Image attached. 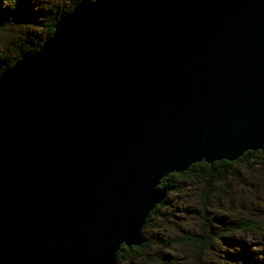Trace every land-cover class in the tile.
I'll return each instance as SVG.
<instances>
[{
  "label": "water",
  "instance_id": "1",
  "mask_svg": "<svg viewBox=\"0 0 264 264\" xmlns=\"http://www.w3.org/2000/svg\"><path fill=\"white\" fill-rule=\"evenodd\" d=\"M0 72V264H115L161 179L264 148V0H79Z\"/></svg>",
  "mask_w": 264,
  "mask_h": 264
},
{
  "label": "rangeland",
  "instance_id": "2",
  "mask_svg": "<svg viewBox=\"0 0 264 264\" xmlns=\"http://www.w3.org/2000/svg\"><path fill=\"white\" fill-rule=\"evenodd\" d=\"M70 2L0 0V54L14 55L24 45H35L38 39L46 38L47 24ZM255 158L252 156L253 161L250 159L248 164H235L229 178L217 183L218 190L204 208L198 197L203 182L178 177L168 194L165 188L166 202L142 227L143 236L150 237L153 246L148 245L132 263L125 260L120 264H192L194 251L186 243L178 242V237L233 224L246 215L262 220L258 232L234 231L215 238L201 252L200 260L203 264H264V156Z\"/></svg>",
  "mask_w": 264,
  "mask_h": 264
},
{
  "label": "trees",
  "instance_id": "3",
  "mask_svg": "<svg viewBox=\"0 0 264 264\" xmlns=\"http://www.w3.org/2000/svg\"><path fill=\"white\" fill-rule=\"evenodd\" d=\"M79 0H71L69 5L66 7V9L63 10V12L59 15H63L65 12L70 11L73 6L78 2ZM58 16V17H59ZM53 18L50 23L47 24V36L48 37L52 31H53V23L58 18ZM3 18L10 20L8 16H3ZM3 23V22H2ZM45 39V38H44ZM37 41L35 45H24L19 49L17 53L14 55L4 52L0 54V58L2 61V66L0 67V72L10 65H12L24 52L27 51H34L39 48L43 40ZM7 53V54H5ZM252 156H256V158H261L264 156V148L258 149V150H251L244 152L239 158L228 161V160H217L213 163L209 164L204 161H199L192 163L185 171L182 172H172L168 173L166 176H164L160 181V186L166 188L167 194L171 190V188L174 186L177 178L180 176H184L185 178H192L195 180H201L203 182V186L198 190V197L203 205V208L208 200H210L211 196L216 192V189L218 190L217 183H223L227 178H229V172H233V168L235 164L237 163H244L248 164L250 162V159ZM255 158V159H256ZM253 160L251 159V162ZM256 161V160H255ZM234 176V174H232ZM232 179V177L230 176ZM167 197V196H166ZM166 202V198L163 199V201L159 204H157L149 213L147 220L153 217V215L160 209L163 204ZM258 220V219H257ZM255 220L252 216L246 215L239 218L235 223L228 224L224 226H219L218 228L213 229H201L200 233L198 235H183L177 238V241L186 243L195 253L196 257L193 259L192 264H203L200 260L201 252L204 250L205 247L210 246L215 238L223 237V235H228L233 233L234 231H246V233L249 232H258L261 229L262 220ZM145 221V222H146ZM144 241L139 246H131L127 247L125 245H121L120 248L117 251L116 254V263L120 264L121 262L128 260L129 263H132L134 257H140L144 254L146 247L148 245L153 246L150 242H152V239L150 237H144ZM246 258H249V256H246Z\"/></svg>",
  "mask_w": 264,
  "mask_h": 264
}]
</instances>
